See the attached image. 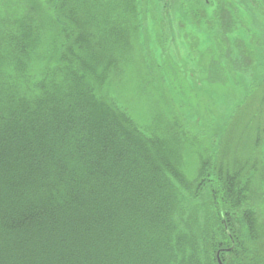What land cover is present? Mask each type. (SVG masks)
Returning <instances> with one entry per match:
<instances>
[{
	"label": "trees",
	"instance_id": "1",
	"mask_svg": "<svg viewBox=\"0 0 264 264\" xmlns=\"http://www.w3.org/2000/svg\"><path fill=\"white\" fill-rule=\"evenodd\" d=\"M197 8L193 25L218 48L209 79L254 69L256 48L232 35L247 25L232 2L218 0L211 17ZM149 18L161 31L155 0H0V264H219L218 251L223 264H264V197L253 184L264 91L248 136L214 135L190 181L181 156L203 134L199 118L171 110L146 132L103 90L135 42L180 96V72L151 64ZM241 144L248 153L237 157Z\"/></svg>",
	"mask_w": 264,
	"mask_h": 264
},
{
	"label": "rangeland",
	"instance_id": "2",
	"mask_svg": "<svg viewBox=\"0 0 264 264\" xmlns=\"http://www.w3.org/2000/svg\"><path fill=\"white\" fill-rule=\"evenodd\" d=\"M224 1L232 2L242 22L247 24L246 27H239L232 35L233 37L238 35L256 48L258 55L254 69H249L246 74L232 70L223 82L218 80L212 82L209 79V65L212 55L217 54V44L213 35L206 31V27L193 25L191 17L197 14L198 6L211 17L218 0H208L209 3L205 0H155L161 31L155 29L152 19L149 18L144 41L152 48L150 55L152 65L154 61L163 69L169 66L171 70L175 68L180 72L181 79L173 83L180 90V96L176 97L171 91V85L163 70L150 68L149 71L148 63H145L146 58L135 42L128 46L126 58L123 60L121 58L120 61L119 56H116V62L120 61L121 64L115 65L117 72H111L103 88L104 93L124 106L135 123L146 132L154 130L155 125H158L156 122H165L171 110L176 118L183 117V114L192 120L196 116L199 118L201 122L199 127L202 128L203 134L200 132L196 135L193 132V138L196 140L195 147L192 146L194 151L189 150L181 156V166L190 181L196 178L200 165L197 152L213 150L214 135L218 140L224 132L227 133V127L230 131L226 135L248 134L245 126L253 122L254 113L259 108L258 99L264 91V67L261 68L264 63V7L262 4L261 8L259 7V0ZM163 36L165 39L161 43ZM39 49V54H46L43 47ZM40 57L43 58L42 55ZM190 72L193 74L192 77L188 74ZM153 73L166 78L164 87L159 85L158 80H152ZM184 98L191 102V108L195 110L193 113H188L186 109L188 105L181 101H184ZM247 98H249L247 109L242 108L232 120L237 107ZM178 101L180 105L185 106L184 110L177 106ZM191 122L190 124L194 123ZM224 142L226 145L225 137L222 148ZM231 144L229 141V145ZM238 149L237 157L248 153L244 151L243 144L239 145ZM258 153H261V172L255 174L253 184L261 185V195L264 197V143L261 144ZM230 155L233 157L232 153ZM262 206L264 207V203Z\"/></svg>",
	"mask_w": 264,
	"mask_h": 264
},
{
	"label": "water",
	"instance_id": "3",
	"mask_svg": "<svg viewBox=\"0 0 264 264\" xmlns=\"http://www.w3.org/2000/svg\"><path fill=\"white\" fill-rule=\"evenodd\" d=\"M261 1H262L263 5H264V0H261ZM220 253H221V251H218V253H217L218 262H219V264H223V261H222V259L220 257Z\"/></svg>",
	"mask_w": 264,
	"mask_h": 264
},
{
	"label": "flooded vegetation",
	"instance_id": "4",
	"mask_svg": "<svg viewBox=\"0 0 264 264\" xmlns=\"http://www.w3.org/2000/svg\"><path fill=\"white\" fill-rule=\"evenodd\" d=\"M260 2V5H259V7L261 8V4H262V6L264 7V5H263V3H262V1L261 0H259Z\"/></svg>",
	"mask_w": 264,
	"mask_h": 264
}]
</instances>
